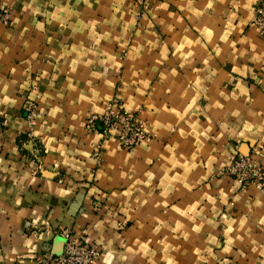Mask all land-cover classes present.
Here are the masks:
<instances>
[{
  "label": "crops",
  "instance_id": "obj_1",
  "mask_svg": "<svg viewBox=\"0 0 264 264\" xmlns=\"http://www.w3.org/2000/svg\"><path fill=\"white\" fill-rule=\"evenodd\" d=\"M132 1L0 0V264L49 244L29 221L86 230L92 264H264V193L220 172L234 145L264 165V0H146L138 28ZM34 84L38 175L20 149ZM114 97L156 137L105 141L92 173L84 123Z\"/></svg>",
  "mask_w": 264,
  "mask_h": 264
},
{
  "label": "built area",
  "instance_id": "obj_2",
  "mask_svg": "<svg viewBox=\"0 0 264 264\" xmlns=\"http://www.w3.org/2000/svg\"><path fill=\"white\" fill-rule=\"evenodd\" d=\"M10 18L11 8L0 4V25H8ZM251 25L264 39V4L256 6ZM126 53V49L121 48L118 54L119 59H123ZM32 92L33 95L27 97L22 105L25 128L20 149L23 150L27 143L33 146V153H23V159L29 165V172L32 175H38L41 171V163L36 131L40 98L37 84L32 86ZM2 123L6 124L7 119L4 118ZM84 129L87 133L97 137V144L92 153L96 165H100L101 162V146L109 139H114L120 148L128 150L148 143L156 137L154 132L147 129L146 121L139 112L121 107L117 97L109 100L102 112L90 114L85 120ZM220 172L231 177L237 184V189L252 186L260 193H264V165L259 164L250 153L241 151L238 145L233 146L228 162ZM55 177L58 183L63 182V177L59 172H55ZM27 231L33 233L34 236L40 232L49 240L44 251L36 256L41 264H92L101 252L97 245L87 243L86 230L76 236L69 227L57 228L52 227L48 221L42 223L32 221L28 223Z\"/></svg>",
  "mask_w": 264,
  "mask_h": 264
},
{
  "label": "rangeland",
  "instance_id": "obj_3",
  "mask_svg": "<svg viewBox=\"0 0 264 264\" xmlns=\"http://www.w3.org/2000/svg\"><path fill=\"white\" fill-rule=\"evenodd\" d=\"M132 4H133V9H134L133 10L134 11V14H133L134 27L138 28V27L142 26L143 21H144V19L146 18L147 14H148L149 5H148V1H134V0L132 1ZM249 25H251V21H250ZM160 42L163 44L164 40L161 38ZM126 52H127V49H126ZM102 163H103V161L101 159L100 165H96L93 168L92 173H95L96 169L99 168ZM29 222H32V221H29ZM38 223H42V222H38ZM116 225H117V227H124L125 225H127V221L125 219L124 220L122 219L121 221H118ZM27 227H28V223H27V226H26V232L29 235L32 234L33 238L37 237L39 234H42L40 232H37L38 233L37 236H34L33 233H29L27 231ZM73 233H74V235L78 236V234H76L74 231H73ZM43 251H44V249L42 248L41 250H39L37 252L36 251L33 252L31 255H29L27 257H24V259L19 261L18 264H41L39 261H37L36 256L39 253L43 252Z\"/></svg>",
  "mask_w": 264,
  "mask_h": 264
}]
</instances>
